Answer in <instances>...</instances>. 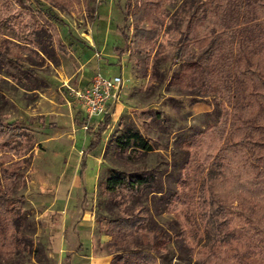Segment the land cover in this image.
<instances>
[{
	"label": "rangeland",
	"instance_id": "rangeland-1",
	"mask_svg": "<svg viewBox=\"0 0 264 264\" xmlns=\"http://www.w3.org/2000/svg\"><path fill=\"white\" fill-rule=\"evenodd\" d=\"M207 1L167 0L154 48L140 51L132 42L128 0H0V52L9 56L0 55V120L19 135L10 143L12 167L0 170V187L7 176L14 181L8 195L22 197L12 213L16 247L0 254V264H71L73 254L87 261L101 252L117 258L109 221L139 212L147 220L121 243L149 247L164 240L156 252L162 264H211L208 253L218 257L216 264H232L234 256L264 262V204L235 202L228 219L215 223L223 233L214 242L203 232L197 198L181 211L173 197L191 158L194 165L202 160L207 143L199 133L221 119L228 130L235 105L230 79L229 100H222L205 83L203 62L187 66L205 48L190 42L189 54L177 62L170 54L184 35L183 20ZM246 10L247 0L233 2L224 16L229 33L242 31ZM232 20L238 27L229 25ZM97 72L121 75L124 82L110 123L82 169L98 125L82 121L67 86L86 87ZM129 129L152 149L116 147ZM201 169L196 189L207 171ZM115 171L148 181L136 194L125 188L108 192L105 180ZM158 186L162 192L154 191ZM184 213L196 223L195 243L181 234Z\"/></svg>",
	"mask_w": 264,
	"mask_h": 264
},
{
	"label": "trees",
	"instance_id": "trees-1",
	"mask_svg": "<svg viewBox=\"0 0 264 264\" xmlns=\"http://www.w3.org/2000/svg\"><path fill=\"white\" fill-rule=\"evenodd\" d=\"M128 1L131 5L130 17L134 24L133 46L140 51H149L154 48L155 41L160 35L161 24L158 20L162 23L160 11L167 0ZM234 1L208 0L202 3L183 20L181 28L184 35L180 39V45L170 52L174 62H177L189 54L190 42H196L199 47L205 48L195 61L186 64L195 67L203 62L200 65L203 66L204 81L222 100H229L226 79L231 80V93L235 105L231 109L228 130L227 119H221L219 124L209 126L206 131L199 133V139L202 138L207 143L206 149L202 152V160L197 159L194 165L196 159L191 158L184 178L180 180V189L173 194L181 211L187 209L197 198L200 214L206 220L203 232L209 240L215 238L212 239L214 242L217 241V236L223 233L222 230H218L215 223L219 225L222 220L228 219V213L235 202L237 205L249 202L264 204V0H247V20L241 26L242 31L235 30L234 34H231L227 31L224 16L229 8H233ZM51 16L57 19L55 14L52 13ZM233 22L232 20L229 25L238 27ZM25 40L28 44L33 43V39ZM0 55L9 58L4 52H0ZM109 123V115L98 123L94 138L83 152L82 162L86 155L99 145L101 134ZM14 128H8L0 120L2 171L10 169L13 165L7 162L12 160L10 143L19 136ZM133 146L143 151L152 149L137 130L129 129L125 135L116 139V147L120 149ZM6 163L7 165H4ZM205 167L207 171L200 180L199 188L196 189L197 172ZM147 181L141 174L128 176L115 171L106 178L105 189L108 192H115L125 188L136 194L140 186ZM2 183L4 187H0V254L5 255L13 252L16 247L12 213L14 204L22 197L8 195L9 189L14 185V181H9V177L3 176ZM154 191L162 192L160 186ZM183 215L184 217L178 219L181 234L195 243L196 223L191 222L186 213ZM146 220V215L139 212L124 214L109 221L111 228L107 230V234L115 240L119 252L118 257L113 258V263L162 264L156 252L164 240L155 241L149 247L133 245L124 247L121 243L124 240H131ZM250 232L255 233L253 230ZM227 234L229 233H225ZM262 240L264 246V236ZM207 260L211 264H216L218 257L208 253ZM232 264L264 262L256 256H234Z\"/></svg>",
	"mask_w": 264,
	"mask_h": 264
},
{
	"label": "built area",
	"instance_id": "built-area-1",
	"mask_svg": "<svg viewBox=\"0 0 264 264\" xmlns=\"http://www.w3.org/2000/svg\"><path fill=\"white\" fill-rule=\"evenodd\" d=\"M121 75L104 77L97 72L90 85L83 88L67 86L70 95L78 101L85 112V119L90 121L94 116H102L107 112L108 100L117 101L123 85ZM87 126H85L86 128Z\"/></svg>",
	"mask_w": 264,
	"mask_h": 264
},
{
	"label": "crops",
	"instance_id": "crops-1",
	"mask_svg": "<svg viewBox=\"0 0 264 264\" xmlns=\"http://www.w3.org/2000/svg\"><path fill=\"white\" fill-rule=\"evenodd\" d=\"M101 73V72H100ZM117 75V74H115ZM93 78V77H92ZM92 81V79L90 80V82ZM78 88H83L85 86H77ZM74 99V98H73ZM74 103H76V105L78 106V108L81 110L80 112H82V121L85 119V112H84V109L82 108L81 104L76 101L74 99ZM116 101H113V100H108L107 102V112L102 115V116H94L91 121H96L97 125L100 121L103 120V118L106 116V115H109L111 114V111H112V108L114 107ZM110 120H111V116H110ZM97 148V147H96ZM95 148V149H96ZM93 151V150H92ZM91 151V152H92ZM90 153V152H89ZM88 153V154H89ZM87 154V155H88ZM86 159V157H85ZM84 159V162H82V169H85L86 168V162ZM82 258V257H81ZM80 257H78L77 255L73 254L72 256V259L71 260V264H112L113 263V256L109 253H99V254H95L94 256L90 257L89 260L85 261V260H82Z\"/></svg>",
	"mask_w": 264,
	"mask_h": 264
}]
</instances>
